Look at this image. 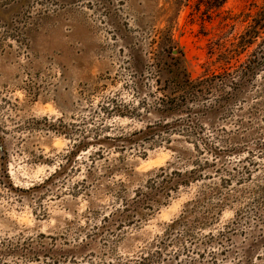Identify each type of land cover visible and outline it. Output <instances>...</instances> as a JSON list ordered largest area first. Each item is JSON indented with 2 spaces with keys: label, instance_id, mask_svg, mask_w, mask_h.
Here are the masks:
<instances>
[{
  "label": "rangeland",
  "instance_id": "rangeland-1",
  "mask_svg": "<svg viewBox=\"0 0 264 264\" xmlns=\"http://www.w3.org/2000/svg\"><path fill=\"white\" fill-rule=\"evenodd\" d=\"M0 264H264V0H0Z\"/></svg>",
  "mask_w": 264,
  "mask_h": 264
},
{
  "label": "water",
  "instance_id": "water-1",
  "mask_svg": "<svg viewBox=\"0 0 264 264\" xmlns=\"http://www.w3.org/2000/svg\"><path fill=\"white\" fill-rule=\"evenodd\" d=\"M0 156H3V147L0 146Z\"/></svg>",
  "mask_w": 264,
  "mask_h": 264
}]
</instances>
